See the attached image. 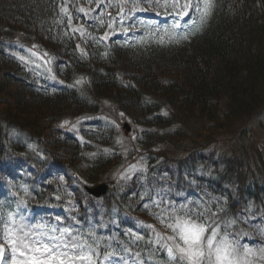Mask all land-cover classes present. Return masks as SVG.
<instances>
[{"label":"trees","instance_id":"1","mask_svg":"<svg viewBox=\"0 0 264 264\" xmlns=\"http://www.w3.org/2000/svg\"><path fill=\"white\" fill-rule=\"evenodd\" d=\"M77 6L66 0H0V75H4L0 78V161L7 165L24 160L39 167V156L52 162L50 154H54L55 164L62 165L59 160L64 155L67 162L84 168L87 179L94 181L102 163L108 164L121 153L113 128L99 122L98 127L84 133L87 143H79L57 123L82 117V113L100 115L103 103L109 100L129 120L146 128L137 144L147 152L150 164H156L152 177L164 174L166 179L184 180L187 167L193 171L202 161L214 174L196 182L203 194L209 188L222 194L224 183L234 182L242 198L249 197L258 209L264 208L262 150H253L256 174L251 172L250 177L245 170V164H251L249 154L244 152L241 159L224 156L219 162L210 149L218 141L216 137L242 134L247 120L264 111V0H211L208 15L190 27L187 37L172 45L119 42L111 47L96 42L89 54L84 53L65 16L79 19ZM91 27L95 32L96 27ZM16 40L24 44L42 42L60 50L67 60L63 69L66 85L55 91L42 90L35 76L38 70L34 75L26 64L7 55ZM122 55L131 59L137 75L119 77L116 68ZM39 72L47 75L44 70ZM4 95L12 103L3 101ZM5 128L19 130L23 140L26 137L40 147L39 154L26 152L22 139L21 147L9 141ZM45 131L52 135L50 143L56 152L46 150L50 145L44 140ZM166 144L181 149L179 154L183 156L169 155L158 147ZM86 145L96 148L93 160L81 159ZM11 153H18L15 159L7 158ZM108 154L112 159L106 161ZM172 163L181 170L177 174L171 175L172 170L167 168ZM185 180L192 186L195 183ZM19 182L14 179L13 185L25 200V189L18 186ZM45 192L53 194L54 189L28 190L27 198L42 202ZM241 205L243 202L235 206L233 200L220 205V219L233 217Z\"/></svg>","mask_w":264,"mask_h":264},{"label":"rangeland","instance_id":"2","mask_svg":"<svg viewBox=\"0 0 264 264\" xmlns=\"http://www.w3.org/2000/svg\"><path fill=\"white\" fill-rule=\"evenodd\" d=\"M141 1L143 3H140ZM66 2L78 3L79 12L82 11L85 16L83 22L81 19H73L71 15H65L70 28L77 32L85 54H89L90 47H93L94 38L99 40L100 45L111 47L117 46L119 39L127 42H130L132 37L139 38L138 41L145 40L147 34L143 24L140 25L143 22L136 24L138 23L136 20L142 21L148 17L149 21H168L171 17L163 12L173 9L176 11L173 16H179L181 13L179 19L184 22L191 13V7L197 6L199 9L200 5L201 9L204 8V0H66ZM188 3L191 4L190 7L186 9L182 7ZM111 6L114 9L110 8ZM105 10L108 15L112 14L111 19L104 17ZM95 22L97 26L93 32L89 26ZM142 32L145 34L140 39ZM153 36L163 40L167 37V32L151 33L148 37ZM45 48L48 50H44ZM23 51L24 54L21 55L23 61L33 73H36L35 70L39 67L45 66L49 74L47 81L53 87H60L66 82L63 69L67 60L60 50H52L42 42H32ZM119 59L116 71L120 78L139 73L129 57L122 55ZM166 77L174 79L173 76ZM0 78L3 79L4 75H0ZM1 98L7 104L12 103L5 95ZM102 109L104 112L100 111V115L82 113V117L76 116L66 119L63 123H60L61 121L57 123L59 127H67L81 142L86 141L84 133L97 127L98 117L113 125L116 142L123 148L113 159L112 154L105 156L106 161L112 160L106 162L108 163L106 165L102 163L99 176L94 181L87 179L84 168H77L75 162H67L64 155H60L64 161L58 159L62 165L52 167L48 162L42 164L49 170L43 175L37 172L40 175L38 177L33 173L28 174L27 165L22 166L20 162L13 167L5 166L6 174L3 168H0V264H31L33 256L45 259L46 255L57 257L52 264H59L60 260H64L65 264H180L178 260H170L167 251L168 247H174L178 242L169 239L174 234L166 227V224L173 222L176 217L189 218L205 224L210 230L216 227L219 233L217 238L227 237L241 256L245 249L251 250V254L244 257L248 264H264V208L258 209L255 206L257 204L249 197L242 198L241 191L234 182L231 185L224 183L222 194L210 188L206 190L207 194L198 191L196 182L200 179L213 178L214 175L213 171L206 170L205 162L202 161L195 167L192 178L195 183L189 192L173 190L171 184L164 179L159 181L162 186H151L149 181L145 180V176L152 173L154 166L150 167L147 152L137 144L140 134L146 128L129 120L109 100L103 103ZM124 123H128L130 127L127 133L123 128ZM18 131L9 128L7 133L10 136L8 140L13 144L18 141ZM237 133L231 132L216 137L218 141L210 149L216 153L214 160L219 162L224 156L234 155L233 158L241 159L244 152L249 154L251 164H245V170L251 177V172H256L253 170L256 169V159L252 157L253 150L259 147L262 150V157L264 156V148H261L264 146V111L247 120L242 134ZM44 140L50 145V147L46 145V150L56 152L50 143L52 135L47 131L44 132ZM86 146L81 159L93 160L96 148ZM158 147L169 155H176L182 151L167 144ZM28 148H33V145H28ZM50 157L55 163L54 154H50ZM41 159L45 160L47 157L42 156ZM42 166L36 170L41 171ZM231 167L235 168L234 162L231 163ZM74 173L79 178H76ZM48 177L52 178L47 180ZM12 179L25 180V190L27 186L37 184L36 180L41 179L40 181L44 183L55 181L58 185L51 187L59 188L62 193L56 199L51 197L54 201L48 198L46 202H41L37 198H25V203L30 202L31 207L37 206L36 210L26 213L23 200L11 188ZM101 182H114L112 196L92 199L84 187ZM151 184L156 186L158 182L155 179ZM62 187L69 190L66 196ZM204 187L206 188L205 185ZM11 193L13 198H8L6 194ZM223 194H227L228 198ZM229 199L233 200L235 206L241 202L243 205L234 211L233 217L225 215L221 220L220 205L225 206L230 202ZM120 208L122 212L119 211ZM118 215L120 220H117ZM162 220L164 223H161ZM147 246H150V249L141 254L142 248ZM45 247L51 252L42 255ZM35 249L40 251H34Z\"/></svg>","mask_w":264,"mask_h":264},{"label":"snow or ice","instance_id":"3","mask_svg":"<svg viewBox=\"0 0 264 264\" xmlns=\"http://www.w3.org/2000/svg\"><path fill=\"white\" fill-rule=\"evenodd\" d=\"M190 6L191 4L188 3L182 7L186 9ZM210 7L211 0H204L202 19L208 15ZM161 223L164 221L162 220ZM166 227L174 234L169 239L178 241L174 247L167 248L170 260H178L180 264H248L244 257L251 254V250L245 249L241 256L227 237L217 238L219 233L216 227L210 230L205 224L182 217H176L173 222L166 224ZM50 252L51 250L45 247L42 255ZM56 259L54 255H46L45 259L33 256L31 264H52ZM59 264H65V261L60 260Z\"/></svg>","mask_w":264,"mask_h":264},{"label":"water","instance_id":"4","mask_svg":"<svg viewBox=\"0 0 264 264\" xmlns=\"http://www.w3.org/2000/svg\"><path fill=\"white\" fill-rule=\"evenodd\" d=\"M125 127L128 129L129 127L127 125H125ZM86 190L88 191V193H90L91 195L93 196H96V197H100V196H103L104 194L106 193H110L111 190L108 189L106 187V185H97L95 187H91V188H86Z\"/></svg>","mask_w":264,"mask_h":264},{"label":"bare ground","instance_id":"5","mask_svg":"<svg viewBox=\"0 0 264 264\" xmlns=\"http://www.w3.org/2000/svg\"><path fill=\"white\" fill-rule=\"evenodd\" d=\"M179 164V163H178ZM193 168V167H192Z\"/></svg>","mask_w":264,"mask_h":264}]
</instances>
